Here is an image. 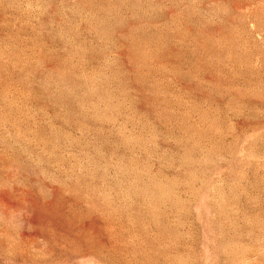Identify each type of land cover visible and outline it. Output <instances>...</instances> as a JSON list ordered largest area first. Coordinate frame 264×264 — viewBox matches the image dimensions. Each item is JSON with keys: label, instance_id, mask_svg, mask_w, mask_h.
<instances>
[{"label": "rangeland", "instance_id": "rangeland-1", "mask_svg": "<svg viewBox=\"0 0 264 264\" xmlns=\"http://www.w3.org/2000/svg\"><path fill=\"white\" fill-rule=\"evenodd\" d=\"M0 264H264V0H0Z\"/></svg>", "mask_w": 264, "mask_h": 264}]
</instances>
